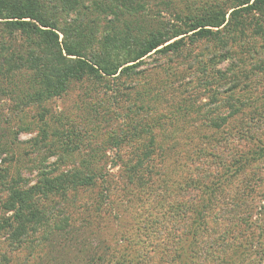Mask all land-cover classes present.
Here are the masks:
<instances>
[{"label": "rangeland", "instance_id": "obj_1", "mask_svg": "<svg viewBox=\"0 0 264 264\" xmlns=\"http://www.w3.org/2000/svg\"><path fill=\"white\" fill-rule=\"evenodd\" d=\"M83 1L85 8L81 10V14L59 13L58 33L61 43H73L83 49V53L91 55L97 51V43L121 45L125 43L126 36L136 35L134 28L144 33L167 23L177 26L180 23L177 20L178 14H202L207 9L221 6L223 0H137L139 6L135 4L136 9L130 11L125 10L117 0ZM81 20L85 22L84 32H79L76 26ZM255 33H258L256 28L249 30L245 36L228 35L230 42L227 46L221 44L224 43L222 39L199 41L195 46H188L181 56H156L155 59L148 60L144 69L153 68L150 73L138 77L133 83L123 81L127 88L138 84L127 96L134 101L124 102L120 94L114 93L122 101L119 102L121 110H115L113 104L110 106V111H120V115L122 109L130 107V115L134 120L146 122L143 134L139 138H133L131 128L126 126L121 138L126 137L127 132L128 142L120 148H111L112 145H107L106 148L100 146V143L113 136L112 131L101 130L96 138L85 141L88 143L87 149L67 152L62 130L68 128V123L82 125L90 119L93 106L100 101L105 104L107 96L111 98L107 90L113 87L112 80L106 79L100 86L94 82L78 83L61 98L43 101L24 99L10 91H3L4 86L8 85L5 77H8V72L15 67L16 62L23 58L19 53L26 55L25 43L29 41L25 37L11 35L0 20V154L1 151H12L9 155L0 156V181L10 185L14 182L12 179H16L21 182V187L27 188L28 184L31 187L40 179L41 173H50L49 176L52 177L51 172L57 169L70 171L77 168L90 153H94L90 150V145L92 148L103 147L98 148V157L107 160L109 171L105 177L107 183L100 190L109 199L101 211L95 208L92 192L70 195L68 202L60 207L58 200L48 202L42 209L45 210L50 225L37 233L32 228L31 234L34 236L23 247L17 245L12 228H5V222L15 212L5 209L9 193L7 189H2L0 264H86L88 248H96L99 254H105L106 259L102 264H183L193 247L197 249V258L193 260L190 256L191 259L187 261L194 264H264V256H256V247L246 250L243 256L236 254L237 251L240 255L242 243L246 242L243 234L247 230L243 228L242 235L240 232L226 233L224 226L244 218L246 207L250 205V197L254 200L263 197L262 183H256V190L251 193L247 182L243 181L246 177L234 182L231 196L227 195L228 198L225 199L227 207H217L212 215L206 216V229L200 228L202 231L194 241L188 240L184 233L196 225L192 221L187 224V219L179 222L181 213L175 212L176 207L172 209L175 203L184 202L188 196L195 201L200 198L197 194L199 192H191L186 188L187 178H190L189 181L208 183V175H215L220 171L217 164L207 168L215 156V141L222 140V145L217 147L221 152L226 151V148L233 147L232 144L225 143L229 129L234 126L245 129L246 126L258 123L252 119V115L255 118L264 117V72L259 68L264 66V36H257ZM230 38L235 39L233 41ZM36 51L38 52L37 48ZM46 52L52 53L50 50ZM200 63L207 64L209 69L220 71L223 76L235 70L241 77L251 76L255 81L252 88L254 105L232 116L230 123L222 130L212 126L213 116H204L203 113L216 108V100H212L217 97L215 93H228L231 85L229 81H225L227 77L220 80L215 75L213 82L217 85V92L212 91L214 94L211 95L200 88L202 85L199 80L193 79L203 69ZM18 73H21L18 78L22 82L28 80L31 74L24 70ZM130 84L132 86H128ZM19 85L23 88L22 94L34 93L30 84ZM137 91L140 92L136 93ZM102 93L107 96L104 97ZM122 93L125 92L121 90ZM87 94L91 98H88V104H84ZM236 95L238 97L240 93ZM140 96L145 102L139 100ZM228 96L231 95L227 94ZM229 111L225 108L224 115L220 117L230 116ZM153 119H159L160 127H153ZM133 124L135 126V122ZM148 127H153L152 131ZM151 137L157 142L150 158L154 160L150 164L153 168V180L149 185L151 194L138 200L142 190L137 184L128 183L125 165L143 149H149L145 151L147 154L150 151L152 153L154 146L149 145ZM63 159V164L57 165L58 160ZM260 173H264V167H260ZM260 177L264 179L263 175ZM1 187L2 184L0 189ZM173 214L177 216H173L176 221H172L170 215ZM66 216H69L68 226L63 230H53L56 219L60 222L64 218L65 221ZM257 217L254 219L257 229L253 230L256 235H261L263 217ZM237 228L240 230V227ZM44 231L50 236L44 235ZM214 242L218 243V247L212 260L205 249ZM253 245L259 243L255 241Z\"/></svg>", "mask_w": 264, "mask_h": 264}, {"label": "trees", "instance_id": "obj_2", "mask_svg": "<svg viewBox=\"0 0 264 264\" xmlns=\"http://www.w3.org/2000/svg\"><path fill=\"white\" fill-rule=\"evenodd\" d=\"M117 2L121 3L122 7L128 11L135 10V4L139 6L137 0H117ZM84 8L85 1L83 0H0V20L3 25L6 26L11 35L25 37L29 41V43H25L27 46L26 55L19 53V56L23 58L16 62L15 67L8 72V77H5L8 85L4 86L3 91H10L24 99L34 98L43 101L57 97L61 98L68 93L71 87L78 83L94 82L97 83V86H100L99 84L106 79H111L113 82V87L107 90V92H110L111 98L102 93L104 97L107 96L105 104L100 101L94 105L90 119L82 125L68 123V128L62 130L63 142L66 145L65 151L67 152L74 149L78 151L87 149L88 143L85 141L96 138V134L101 130L102 132L112 131L111 135L113 136H109L105 142L100 143V146L106 148L107 145H112L111 148H120L128 142L129 134L127 132V136L121 138V133L125 131L126 126L131 128L133 138H139L143 134L147 127L146 122L134 120L130 115V107L122 109V115H120V111L114 112L112 109L110 111V106L113 104L112 107H116L115 110H121L119 102L122 101H119L114 93L120 94L124 102L131 103V100L134 101L127 96L130 95V91L135 90L138 84H135V87L127 88L123 81L129 80L133 83L138 77L150 73L153 68L144 69L148 60L155 59L156 56L174 57L176 54L181 56L188 46H195L199 41L222 39L224 43L221 44L227 46L230 42L228 35L240 34L245 36L249 30L254 28L258 30V33H255L257 36H264V0H223L221 6L217 5L207 9L202 14H178L177 20L180 23L177 26H171V23H167L156 30L155 28L150 29L144 32L145 34L140 29L136 30L134 28L136 35L126 36L125 43H121V45L113 46L97 43V51L88 55L73 43L65 41L61 43L58 33L60 32V23L57 17L60 12L81 14V10H84ZM77 24L78 31L84 32L85 22L81 20ZM243 36L241 37L243 38ZM234 39L230 38L233 41ZM34 41L37 43H33ZM36 48L38 52L41 51L42 53H38ZM49 50L52 53L46 52ZM199 65H202L203 69L193 79L194 81L195 79L199 80L202 85L200 88H204L211 95L214 94L212 91H215V86L217 87L216 83L213 82L215 75L219 76L220 80L227 77L225 81H229L231 85L228 93L215 91L217 97L212 100H216V108L203 113L204 116H213L212 126L222 130L230 123L232 116H236V114L243 112L245 108L254 105L252 88L255 81L251 76L241 77L236 73L238 71L235 70H231L223 76L224 74L220 71L213 70V68L209 69L207 64L200 63ZM259 68L264 72V66ZM23 70L31 73L29 79L25 82L18 78L21 74L18 72ZM20 83L30 84V89L31 91L34 90V93L22 94L23 88L19 85ZM128 86H132V84ZM121 90L125 93L121 94ZM236 93H240V95L235 97L237 96ZM227 94L231 96L227 97ZM88 98L91 97L87 94L84 104H88ZM241 98H243V101ZM139 100L145 102L142 96ZM107 101L108 104H106ZM225 108L230 110L229 114L231 115L224 118L220 117V115H224ZM252 119L258 123L251 125V127L246 126L245 129L236 126L229 129L225 143L232 144L233 147H228L226 151L221 152L222 150L217 146H221L223 141H215V156H213L207 168L210 169L212 164H217L216 166L219 167L220 171L215 175L209 174L210 181L208 183L199 182L198 180L196 182L194 180L189 181L190 178H187V181L185 180L188 185L186 188L191 192H199L197 193L200 195L199 202L188 196L184 202L175 203L176 205L172 209L176 207L175 212L181 213L179 222L187 219V224L192 221V224L196 225L195 228H189L186 231L187 233H184L188 240L192 239L194 241L202 229H206L207 215H212L217 207H227L225 206L227 205L225 199L228 198L227 195L231 196L234 182L246 177L247 180L244 179L243 181L247 182L251 193L256 190V183L264 185V179L262 180L260 177V175L264 176V173H260V167H264V117L255 118L252 115ZM133 122H135V126ZM151 124L154 125L153 127H160L159 119H153ZM153 127L148 128L151 130ZM65 138H67L66 141ZM156 144V139L151 137L149 145L150 147L154 146L152 153L150 151L147 154L145 151L149 149H143L134 158L132 156V159L125 165L128 183L137 184L138 188L142 190L138 200L146 197L147 194H151L149 185L153 180L151 174L153 168L150 164L154 160L150 158L154 154ZM90 146V150L94 153H90L89 157L84 159L77 168L70 171H59L57 169L51 172L52 177L49 176L50 173H41L40 179L31 187L29 184L27 188L21 187V182L16 179H12L14 182L10 185L2 183V180L0 181V185L2 184L0 191L7 189L9 193L4 207L7 211L15 212L5 222V228H12V235L15 236L19 247L28 244L29 240L32 239L34 236L31 234L32 228L37 233L50 225L45 210L42 209L48 202L58 200V207H60L64 202H68L70 195L92 192L96 210L100 209L101 211L107 205L109 197L100 191L107 183L105 179L109 173L107 160L98 157V148L103 149V147L92 148L93 146ZM11 152L9 150H5L4 153L1 151L0 156L9 155ZM58 161L57 165L60 166V164H63L64 159ZM5 162L9 161L5 160ZM253 170L257 171L253 172ZM1 178H3L2 175ZM249 200L250 205L246 207L244 218L237 219L236 223H232V221L225 224V231L226 233L240 232V235H242L243 228L247 230L243 234L246 242L242 243L243 248L240 255L236 251L239 257L243 256L246 250H251L254 247L258 249L256 256H264V195L261 199L254 200L253 197H250ZM232 203L234 204V201ZM237 208L240 209V207ZM258 215L259 217H257ZM170 216L172 221H176L173 218V216L177 218L175 214ZM255 216L257 219L263 217L261 218L263 221L261 235H256L253 230L257 229L254 224ZM66 217L65 221L63 218L60 222L56 219L52 229H65L69 224V216ZM237 227H240V230ZM200 228L202 229L200 230ZM44 235L49 234L44 231ZM255 241L259 245L254 246ZM40 242L41 240L38 241V243ZM217 244V242H214L213 245L205 249L208 256H212V260L215 258L213 254L218 247ZM195 251L197 249L193 247L191 253H189L193 260L197 258ZM99 253L96 248H88L86 264H102L106 257L105 254ZM190 256L188 257L187 254V259L184 258L183 264H194L192 261H187L191 259Z\"/></svg>", "mask_w": 264, "mask_h": 264}]
</instances>
